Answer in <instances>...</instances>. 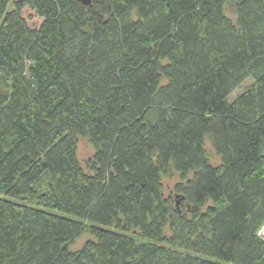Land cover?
Segmentation results:
<instances>
[{
	"label": "trees",
	"instance_id": "trees-1",
	"mask_svg": "<svg viewBox=\"0 0 264 264\" xmlns=\"http://www.w3.org/2000/svg\"><path fill=\"white\" fill-rule=\"evenodd\" d=\"M9 1L0 264H264V0Z\"/></svg>",
	"mask_w": 264,
	"mask_h": 264
},
{
	"label": "rangeland",
	"instance_id": "rangeland-1",
	"mask_svg": "<svg viewBox=\"0 0 264 264\" xmlns=\"http://www.w3.org/2000/svg\"><path fill=\"white\" fill-rule=\"evenodd\" d=\"M13 1L15 0H10L8 3V9H10L13 5ZM251 79H246L243 83L240 84L239 87L235 88L229 95H228V99L231 100L233 99L239 92H241V90L248 84H250ZM206 147L207 150L211 156L212 161L214 162H218V158L215 157L212 154V150H211V146H210V142L208 139H206ZM94 153V148L92 146V144L88 141L87 138H84L82 136H78L77 137V157L81 163V165L83 166V168L85 170H87V160L89 158H91V156ZM179 174L176 172H171L169 176H165L162 178V183H163V187H164V193L165 195H170L173 193V187L174 184L179 180ZM92 238V236L88 233H83L81 234L78 238H76L70 245L69 248L76 250L78 248L81 247V245L84 243L85 240ZM262 238V237H261Z\"/></svg>",
	"mask_w": 264,
	"mask_h": 264
},
{
	"label": "built area",
	"instance_id": "built-area-1",
	"mask_svg": "<svg viewBox=\"0 0 264 264\" xmlns=\"http://www.w3.org/2000/svg\"><path fill=\"white\" fill-rule=\"evenodd\" d=\"M257 234L264 239V222L257 230Z\"/></svg>",
	"mask_w": 264,
	"mask_h": 264
},
{
	"label": "water",
	"instance_id": "water-1",
	"mask_svg": "<svg viewBox=\"0 0 264 264\" xmlns=\"http://www.w3.org/2000/svg\"><path fill=\"white\" fill-rule=\"evenodd\" d=\"M79 1L82 3H89L90 2V0H79Z\"/></svg>",
	"mask_w": 264,
	"mask_h": 264
}]
</instances>
